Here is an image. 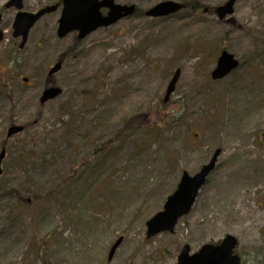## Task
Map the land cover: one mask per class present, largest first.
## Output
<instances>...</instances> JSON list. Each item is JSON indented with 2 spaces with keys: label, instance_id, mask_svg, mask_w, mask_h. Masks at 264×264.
<instances>
[{
  "label": "rangeland",
  "instance_id": "1",
  "mask_svg": "<svg viewBox=\"0 0 264 264\" xmlns=\"http://www.w3.org/2000/svg\"><path fill=\"white\" fill-rule=\"evenodd\" d=\"M7 1L0 0V264H176L183 245L191 254L226 235L236 239L241 264H264V0H236L229 21L214 13L226 0H173L185 8L124 17L82 39L77 31L57 37L60 0H22L29 13L59 3L32 25L23 48ZM159 1L117 3L144 12ZM220 50L239 65L213 80ZM60 56L51 81L62 93L39 106ZM177 68L175 90L162 102ZM11 122L24 130L5 138ZM217 149L190 211L172 232L147 238L146 221L182 171L198 172ZM236 188L234 201L205 202L207 192Z\"/></svg>",
  "mask_w": 264,
  "mask_h": 264
},
{
  "label": "water",
  "instance_id": "2",
  "mask_svg": "<svg viewBox=\"0 0 264 264\" xmlns=\"http://www.w3.org/2000/svg\"><path fill=\"white\" fill-rule=\"evenodd\" d=\"M236 0H227L223 4L215 8V13L219 19L232 14L233 4ZM62 9L58 19V27L56 34L59 38L64 37L69 32L78 31L77 38H84L90 32L99 27H107L123 17L130 16L135 12V5L118 4L115 0H61ZM6 7L13 6L16 9L22 8V0H8ZM58 4L44 7L35 13L21 12L16 13L13 22V36H20V47H23L27 38V34L31 26L45 13L56 10ZM107 8V12L102 14L100 8ZM184 7V4L164 0L156 3L145 11V15L149 17H160L173 14ZM1 19V17H0ZM3 34L0 29V41ZM239 62L233 54L226 50L220 51L214 68L210 72L213 80L221 79L228 75L238 66ZM61 60L55 62L49 67L47 74L51 76L61 68ZM180 75L177 68L173 72L170 80L165 88L162 101L166 102L170 95L174 92L175 86ZM62 93L59 86H48L44 88L39 97L40 103L56 98ZM23 126L11 125L8 127L6 137H10L20 131ZM219 150H215L210 160L201 166L198 172L190 175L187 171H182L176 189L167 196L163 209L156 212L146 221V237L155 236L161 232H172L174 226L181 216L187 214L197 196L198 191L205 183L207 175L214 168ZM5 156V148L0 151V174L1 161ZM121 238L111 246L108 252V259L111 258L115 248L119 244ZM236 245V239L231 235H226L218 244H202L200 248L189 253L188 245H183L178 256L176 264H241L239 257L233 253ZM52 264V263H48Z\"/></svg>",
  "mask_w": 264,
  "mask_h": 264
},
{
  "label": "bare ground",
  "instance_id": "3",
  "mask_svg": "<svg viewBox=\"0 0 264 264\" xmlns=\"http://www.w3.org/2000/svg\"><path fill=\"white\" fill-rule=\"evenodd\" d=\"M221 174H224V171L219 173L217 176L220 177ZM223 186V184H222ZM219 193V192H218ZM214 193L212 191L207 192L205 195V202L209 203V200L212 201V198L214 197V203H213V208H217L221 206L222 201L225 202V200L233 199V201L237 198V188L236 189H231L229 194L225 193ZM213 202V201H212ZM210 204V203H209Z\"/></svg>",
  "mask_w": 264,
  "mask_h": 264
},
{
  "label": "flooded vegetation",
  "instance_id": "4",
  "mask_svg": "<svg viewBox=\"0 0 264 264\" xmlns=\"http://www.w3.org/2000/svg\"><path fill=\"white\" fill-rule=\"evenodd\" d=\"M12 35H13V31H12ZM27 36H28V34H27ZM13 37H15V36H13ZM16 37H20V36H16ZM26 40H27V38H26ZM20 42H21V37H20ZM25 43H26V41H25ZM20 44V43H19ZM25 45V44H24ZM24 47V46H23ZM23 47H20L19 46V48H23ZM61 64H63V59H61ZM62 66V65H61ZM50 67V66H49ZM49 69V68H48ZM47 72H48V70H47ZM53 75V74H52ZM51 75V76H52ZM51 76H49L48 74H47V77H48V79H47V81H48V83L44 86V88H46V87H48V86H55L54 84H55V82H53V81H51ZM22 80L23 81H26L27 80V78L26 77H23L22 78ZM43 88V89H44ZM42 89V90H43ZM42 92V91H41ZM41 95V94H40ZM40 97V96H39ZM52 100V99H51ZM38 101H39V98H38ZM49 101V100H48ZM47 102V101H46ZM44 103H40V101H39V106H42ZM11 125H19V124H15L14 122H11V124L9 125V126H11ZM8 126V127H9ZM8 127H7V129H8ZM6 132H7V130H6ZM5 138H7L6 137V134H5ZM9 138V137H8ZM1 147H5L3 144H1Z\"/></svg>",
  "mask_w": 264,
  "mask_h": 264
},
{
  "label": "trees",
  "instance_id": "5",
  "mask_svg": "<svg viewBox=\"0 0 264 264\" xmlns=\"http://www.w3.org/2000/svg\"><path fill=\"white\" fill-rule=\"evenodd\" d=\"M192 8H194V6H193ZM142 13H143L142 11H138V10H137V11L135 12V15L142 14Z\"/></svg>",
  "mask_w": 264,
  "mask_h": 264
}]
</instances>
